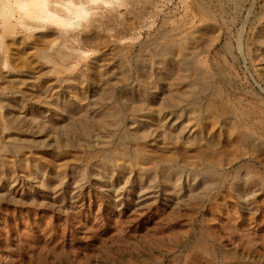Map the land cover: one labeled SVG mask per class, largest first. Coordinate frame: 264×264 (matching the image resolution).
I'll list each match as a JSON object with an SVG mask.
<instances>
[{"label":"rangeland","instance_id":"374dc122","mask_svg":"<svg viewBox=\"0 0 264 264\" xmlns=\"http://www.w3.org/2000/svg\"><path fill=\"white\" fill-rule=\"evenodd\" d=\"M45 1L53 19L0 0V264H264V150L225 166L248 163L260 175L245 205L226 185L191 193L200 182L188 170L178 187L159 177L138 197L137 174L110 175L100 161L96 126L66 132L84 115L98 117L100 74L115 83V105L135 106L137 52L162 27L187 22L208 41L205 68L223 70L224 96L263 109L264 0ZM118 50L128 74L115 62ZM163 72L155 65L150 86L159 77L174 82ZM148 95L146 108L158 109L159 94ZM148 112L138 115L144 130ZM159 140L141 146L164 159L177 150Z\"/></svg>","mask_w":264,"mask_h":264},{"label":"bare ground","instance_id":"6f19581e","mask_svg":"<svg viewBox=\"0 0 264 264\" xmlns=\"http://www.w3.org/2000/svg\"><path fill=\"white\" fill-rule=\"evenodd\" d=\"M15 4L31 18L53 19L55 15L47 10L45 0H15ZM201 7L199 9L204 12L206 8L203 5ZM76 14L77 17L84 14L81 6L75 9ZM189 24L187 22L171 29L162 27L159 33L147 40L145 46L135 54L133 67L138 79V85L134 86L133 91L136 92L135 106L122 108L115 105L116 102L112 100L115 83L100 74L95 85L99 96L97 101L102 105L98 117L89 121L84 115L77 127L66 129V132L86 131L96 126L95 128L101 131L94 136L102 145L100 161L110 167V175L115 168L128 173L129 176L137 174L138 197H141L147 188L154 187L159 177L164 180L172 179L178 187L182 171L188 170L190 176L198 177L200 182V187L191 193L206 194L213 190L215 185H226L239 203L245 205L251 193L261 189L263 182L260 175L248 163H240L231 171H226L225 166L238 161L240 157L264 150V108H258L253 103L248 106L249 104L246 105L241 100L224 96L219 84L224 81L223 70L213 69V73L210 72L211 69L205 68L201 55L205 52L208 41L197 37L195 30L187 27ZM255 53L250 57L257 62ZM115 55L117 65L128 74L126 57L120 50ZM146 58H150L152 62ZM155 65L164 69V75L174 76V82L169 80L170 82L161 83L159 77V82L155 81L156 84L150 86V78L155 80L152 77ZM148 91L153 97L156 93L159 94L158 109L146 108L150 99ZM31 94L39 98L37 94ZM85 104L91 108L90 101ZM4 107L1 106L0 109ZM143 112H148L152 117L150 127L146 130L141 129L144 122L138 117ZM7 124L5 121L4 126L9 129ZM207 124L211 126L208 133L205 128ZM158 137L161 147L171 144L174 150L177 149L170 152L165 159L154 156L151 150H148L150 153L141 146L142 142ZM88 147L89 145H86L82 150L87 151ZM187 151H193L195 154L192 153L191 156ZM91 158V153H88L86 160Z\"/></svg>","mask_w":264,"mask_h":264},{"label":"clouds","instance_id":"9594fccd","mask_svg":"<svg viewBox=\"0 0 264 264\" xmlns=\"http://www.w3.org/2000/svg\"><path fill=\"white\" fill-rule=\"evenodd\" d=\"M85 55H87V54H85Z\"/></svg>","mask_w":264,"mask_h":264}]
</instances>
